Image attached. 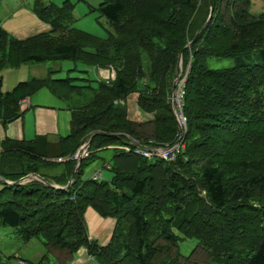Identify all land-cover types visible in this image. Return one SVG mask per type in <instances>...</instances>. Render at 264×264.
Masks as SVG:
<instances>
[{
	"label": "trees",
	"instance_id": "16d2710c",
	"mask_svg": "<svg viewBox=\"0 0 264 264\" xmlns=\"http://www.w3.org/2000/svg\"><path fill=\"white\" fill-rule=\"evenodd\" d=\"M251 4L103 0L91 9L113 29L103 38L73 27L76 5L70 0L60 6L31 0L30 10L51 25L50 32L19 40L0 27V71L70 61L116 72L109 83L85 79L90 84L79 85L70 76L53 79L49 71L9 92L0 79L4 126L20 117L19 103L42 87L92 93L73 108L71 133L55 150L43 136L0 142V177L17 182L37 174L66 187L78 150L92 141L67 191L39 181L0 190V226L13 228L26 244L41 241L47 252L38 262L18 257V263L45 264L51 256L55 264H69L86 247L98 264H264V12L253 14ZM180 55L182 76L188 70L184 150L172 162L121 151L122 145L135 149L134 142L149 147L153 140L151 147L158 148L179 138L169 97ZM216 58H231L234 65L215 69ZM132 95L151 118L131 119ZM109 150L114 155L106 158ZM93 161L108 164L112 178H87ZM89 208L116 220L106 246L89 237ZM188 240L196 245L184 255L180 243Z\"/></svg>",
	"mask_w": 264,
	"mask_h": 264
},
{
	"label": "crops",
	"instance_id": "0c3cea01",
	"mask_svg": "<svg viewBox=\"0 0 264 264\" xmlns=\"http://www.w3.org/2000/svg\"><path fill=\"white\" fill-rule=\"evenodd\" d=\"M29 3V0H4L0 5V27L19 40L48 33L52 29L51 25L41 21L30 10ZM55 65L58 67L55 63L52 67L48 66L47 63H28L19 68H14L17 72H15L13 88L20 82L45 79L49 76V71L55 72L53 79H61L56 78L55 75L63 69L60 67L56 69ZM22 67H24V72L20 70ZM95 72H98L100 79L112 74L111 69H97ZM0 79L2 80V77ZM56 86L59 88L60 94L59 92L54 93L49 87H42L32 96L24 98L22 104H19L21 115L18 119L6 126L0 121V142L6 139L33 141L37 137L43 136L47 138L55 150L56 144L71 133L72 111L74 110L67 104L65 98L68 97L65 92H61V90L68 91L67 88L60 87V85ZM98 163L101 164V162ZM86 172L87 178H92L96 172L100 175V179L107 177L104 170L99 169L95 164ZM0 186L4 187L1 181ZM85 218L90 239L96 240L101 246L108 245L116 227V220L103 218L92 208L87 210ZM40 256L38 260L44 255L40 253ZM69 264H98V262L89 254L88 249L83 247Z\"/></svg>",
	"mask_w": 264,
	"mask_h": 264
},
{
	"label": "rangeland",
	"instance_id": "374dc122",
	"mask_svg": "<svg viewBox=\"0 0 264 264\" xmlns=\"http://www.w3.org/2000/svg\"><path fill=\"white\" fill-rule=\"evenodd\" d=\"M31 1V0H29ZM46 4H49L50 2H53L57 5H62L64 1L66 0H44ZM72 3L76 5L75 10L73 12L75 22L73 24V27L84 30L86 32H89L91 34H94L99 37L106 38L109 33L113 32L112 27L108 23V21L105 18H99L98 12H91V9L97 8L103 0H70ZM250 11L253 14H259L264 12V0H252ZM53 63L57 64V68L63 69L62 72L56 73V78H67L68 76L72 78H77L76 81H73L74 84L79 85H89L90 83L86 80H80V79H90V80H96L98 79V72H95V69L89 68L81 63H74L70 61L66 62H52L47 63L48 66L52 67ZM234 65L233 59H217L211 61V66L215 69H221V68H229ZM31 66V65H30ZM15 67H5L0 71V78L2 77L3 80V91H12L13 83H14V76L15 72H17ZM20 70L21 72H24V67H22ZM188 72V70H187ZM186 72V73H187ZM180 77L183 74V63L182 67L180 69ZM184 77V76H182ZM15 87V86H14ZM81 93H70L66 90H61V92H65V95H68V98H65L67 104L71 108H80L81 106H84L87 102H89L92 98L91 90L89 89H82L80 90ZM137 96L132 95L130 96L128 100V105L130 109V117L134 121L141 120L144 121L148 118H151L148 115H144L142 111L138 108L137 103ZM153 141V140H152ZM89 151L84 155V158L88 157ZM114 155L113 150H109L105 152L106 158H111ZM83 160V159H82ZM97 165L99 169L104 170V172L107 174V177L102 178V180H110L113 176L112 172L110 170L105 169L106 165L103 166V164L98 162H92L90 166L87 168V170L91 167ZM3 188V186H0V190ZM194 242V243H193ZM196 245V241H184L180 243V250L182 254L189 255L193 249V247ZM40 253L42 255L47 254L46 248L43 246L42 242L39 240H34L28 244L24 243L21 239L17 237V234L15 233V230L11 227H5L0 226V259H2L3 262L7 264H19L18 263V257H26L34 262H38V258H40ZM45 264H55L54 259L49 256L45 262Z\"/></svg>",
	"mask_w": 264,
	"mask_h": 264
},
{
	"label": "built area",
	"instance_id": "2783aa9c",
	"mask_svg": "<svg viewBox=\"0 0 264 264\" xmlns=\"http://www.w3.org/2000/svg\"><path fill=\"white\" fill-rule=\"evenodd\" d=\"M107 82L115 79V74L112 72L109 76L104 78ZM185 80L186 77H179L178 89L174 92L173 96L170 97V101L174 108V112L179 123L181 133L179 138L174 144H165L162 147H151V148H136L134 150L135 154L141 155L146 158H152L153 156L159 157L167 162H172L176 159L177 155H179L185 147L184 144V136L187 131V119L183 113V100L185 96ZM151 146H155V141H150ZM124 152H131L133 149L129 146H125L121 148ZM19 264H28L25 260L19 261Z\"/></svg>",
	"mask_w": 264,
	"mask_h": 264
},
{
	"label": "water",
	"instance_id": "95a60500",
	"mask_svg": "<svg viewBox=\"0 0 264 264\" xmlns=\"http://www.w3.org/2000/svg\"><path fill=\"white\" fill-rule=\"evenodd\" d=\"M211 17H212V15H210L209 20L207 21V23L204 25L203 28H205L208 25L209 21L211 20ZM182 63H183V59H182V55H180L179 64H178L179 70L182 67ZM177 84H178V79L175 81V83L173 85V88H172V91H171V96H173V94H174V92H175V90L177 88ZM91 142L92 141L90 139L85 145H83L78 150V152H77L78 164L76 166V169L80 166V163H81L82 159L84 158L85 153L89 151V148L91 146ZM137 146L142 147V145H140V144H137ZM76 169H75V171H74V173H73V175L71 177V180H70L69 184L66 187H60V186H56V185L50 184L44 178H42L40 175H37V174L28 175V176L20 179L17 182H10V181L2 178V177H0V181L6 186H18V185H24V184H26L28 182H31V181H39V182L44 183L45 185H47L49 187H53V188H56V189H59V190H62V191H67L69 189V187L71 186L73 180H74Z\"/></svg>",
	"mask_w": 264,
	"mask_h": 264
},
{
	"label": "clouds",
	"instance_id": "9594fccd",
	"mask_svg": "<svg viewBox=\"0 0 264 264\" xmlns=\"http://www.w3.org/2000/svg\"><path fill=\"white\" fill-rule=\"evenodd\" d=\"M179 82V81H178Z\"/></svg>",
	"mask_w": 264,
	"mask_h": 264
}]
</instances>
